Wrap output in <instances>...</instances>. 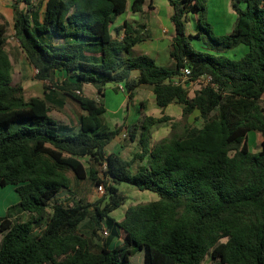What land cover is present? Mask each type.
<instances>
[{
	"label": "trees",
	"instance_id": "16d2710c",
	"mask_svg": "<svg viewBox=\"0 0 264 264\" xmlns=\"http://www.w3.org/2000/svg\"><path fill=\"white\" fill-rule=\"evenodd\" d=\"M6 1L14 33L0 14V187H16L20 203L10 213L18 208L30 219L0 218V264H134L140 253L143 264H204L208 258L264 264V0H234L236 22L224 36L203 23L209 0H169L172 67L134 56L146 33L128 21L118 26L130 11L142 16L153 10L147 0ZM190 17L197 24L193 33L186 27ZM10 39L37 70L36 80L78 104V128L52 117L48 98H26L24 86L14 82ZM194 41L213 51L196 50ZM240 46L248 49L241 58L225 54ZM185 67L198 87L193 96L174 82ZM57 73L64 79L55 80ZM203 76L211 82L197 83ZM110 84L124 86L128 104L137 89L149 86L159 108L179 105L182 118L145 116L125 135L139 152L131 160L108 154L124 130L102 128L101 100ZM86 86L97 99L84 96ZM195 113L199 127L189 122ZM166 123L171 133L153 145L154 127ZM252 132L262 136L255 153ZM85 181L103 185V199L77 196L64 205L62 195ZM123 184L158 200L129 207L116 221L113 213L127 201ZM86 221L94 224L89 236L79 231ZM105 230L107 239L98 238ZM115 239L122 242L110 247Z\"/></svg>",
	"mask_w": 264,
	"mask_h": 264
},
{
	"label": "rangeland",
	"instance_id": "374dc122",
	"mask_svg": "<svg viewBox=\"0 0 264 264\" xmlns=\"http://www.w3.org/2000/svg\"><path fill=\"white\" fill-rule=\"evenodd\" d=\"M153 0H147V5L151 3ZM234 0H209L206 8H207V20H203V23L210 24L213 28L214 33L217 36H224L231 32L233 29V26L236 22V14L234 13L232 9V4ZM154 5V4H153ZM131 8V4H130ZM154 8V7H153ZM159 12H164V8L159 5L158 7ZM151 12V11H149ZM148 12V13H149ZM148 18L145 15L140 16L139 14H135L133 12H128L126 15L122 16V20L119 23H122L123 21H128L133 24V26L138 30V23L141 24L142 22L148 24ZM5 24L8 27V34L11 35L12 33V21H7L4 19ZM196 22L193 19V17L190 18V22L186 24L187 31L190 33L194 32ZM154 30V29H153ZM152 32V31H151ZM144 36L150 37L151 33L145 32ZM156 32L153 31L152 37L155 38ZM148 37V38H149ZM149 38V41L151 42V39ZM147 42L146 44L143 43L141 45L137 46V50L134 52V56L138 55H153L151 53L152 49H154V43ZM193 46L196 50L200 51H213L211 50L206 44L200 41H194ZM243 49L247 48L245 46H240L237 49H234L233 51H229L228 53H225L227 56H229L232 59H239L243 56ZM8 51L12 55V58L15 62V75H14V82L16 84H21L25 88V95L26 98H32V97H39L43 96L44 93L47 91H51V93H55L61 96V98H55L57 101L56 103H59V106L64 103L63 107L55 106V109H59V111L65 115L67 118H69L73 124H75L79 118L80 115V108L73 102L69 101L61 92L57 91L53 88V86H50V83L46 82H40L36 80L35 74H34V68L27 62L24 55L21 53L19 44L13 40H9L8 45ZM156 57V55H154ZM158 58V57H156ZM171 64L166 65V67H169ZM139 73H134L133 77H137ZM65 76H63L61 73H57L54 76V79L57 81H61L64 79ZM50 87L48 90L47 87ZM118 85L116 84H110L106 86L105 90V98H104V105L107 110V114L104 116L106 122L109 124L110 128L113 129L115 124L122 120V117L125 115V112L127 110V107H129V112H131V116L133 113L136 112H143L144 116H152L155 118H160L165 114L164 110L159 108L155 103V98L153 95V89L149 86H143L138 89V93L135 96V99L130 102V104H127L128 99V93L121 92L116 89ZM124 88V86H123ZM85 94L87 97L92 98L90 96H96L95 89L90 86L86 88ZM198 90V87L196 85H193L190 89V95L193 96V93ZM124 91L125 88H124ZM84 94V96H86ZM58 97V96H57ZM145 103V107H147V110L141 108V102ZM262 106L264 107V99L261 102ZM179 106H174L170 108L168 113L165 116H168L175 120H180L182 118V114L180 113ZM111 118H110V117ZM113 120L111 121V119ZM196 118V117H195ZM194 116L190 118L191 122L194 123V127H199L200 123L195 120ZM106 130V127L104 128ZM128 131L126 130L125 133L121 134L120 137L117 139V141L112 142L107 147V153H115L120 155L124 160H131L134 155L139 152L140 147L139 145L132 143L128 138H124V135H126ZM171 133L170 123L161 124L155 127L153 134H152V144H158L162 139L169 136ZM249 147L251 152L255 153L259 149L260 143L262 141V136L257 133H250L249 134ZM86 168L89 170L90 168V162L88 160H83ZM139 166V163L138 165ZM136 166V167H137ZM136 170V168H133ZM70 177L73 179V174H70ZM101 177V176H100ZM122 195L126 198V204L121 209L117 210L113 213L114 218L121 219L127 209L132 206H136L139 204H145L152 201L158 200V196L151 193V192H141L137 190L136 188L123 184L119 187ZM105 195V188L104 193H101L98 190V186H95L91 184V181H85L79 185L75 184L73 186V192L71 193H64L61 197V202L64 205H69L70 203L76 202V197H82L87 198L90 202L94 203L98 200L103 199ZM94 230V224L91 221L84 222L80 227L79 231L89 236L92 231ZM107 231V230H105ZM109 232V231H108ZM108 236H105L104 233L100 232L98 235V238L102 240H106ZM136 260V259H135ZM134 260V261H135ZM135 264H138V261L135 262Z\"/></svg>",
	"mask_w": 264,
	"mask_h": 264
},
{
	"label": "crops",
	"instance_id": "0c3cea01",
	"mask_svg": "<svg viewBox=\"0 0 264 264\" xmlns=\"http://www.w3.org/2000/svg\"><path fill=\"white\" fill-rule=\"evenodd\" d=\"M151 2L154 4L153 5L154 9L151 10V12H149V13H147L145 15L148 18V20H147L148 24L144 23V22H142L141 24L138 23V31L139 30L141 32L142 31L143 32H148L149 31L151 33L150 37H152L153 31L156 32L155 38H150L148 36L151 39V42L149 41V38H148V40L146 42H144L145 44L147 42H150V43H154V45H155L154 49H152V51H151V53H153V55H151L150 57H152L156 61V63L158 65L166 67V65L171 64L169 67H172L173 66V61L171 60V57H170L171 44H172V39H173V36H174V28H173L172 21H171L172 8L170 6L169 0H153ZM159 5L162 6V8H164V12L163 11H161V13L159 12V10H158L159 9L158 8ZM0 14L7 21H10V19H11V21H12V30H13V27H14V11H13V8H12L11 4L8 1L0 0ZM121 20H122V17L119 18L118 22H120ZM120 25H122V23H118V26H120ZM141 25H145L146 28L145 29L140 28ZM195 31H197V26L196 25H195L194 32ZM13 33H14V30L12 31L11 35ZM139 45H141V44H139ZM136 50H137V46L133 49V55H134V52ZM233 50H231V51H233ZM242 51L244 52L243 53V56H244L248 52V49L247 50L243 49ZM154 55H156V57H158V58H156ZM12 61H13L14 65H15V62H14L13 58H12ZM34 74H35V76L37 74V70H35V69H34ZM192 86H193V83H191V82H189V83H187L185 85V87H186V89H187L189 94H190V89L192 88ZM87 87H90V86H86L85 87L83 94H85V92H86L85 90H87L86 89ZM116 89L127 94V92L124 91L123 85H118L116 87ZM135 93L136 94L138 93V89L136 90ZM59 94L60 93H58V94L54 93L53 94V93H51V91H49V92H47V94L45 92L43 96H39V98H42V99L48 98L51 101V106H52V109H53L52 110V117H54L58 121L59 120L63 121L66 125L70 126L71 128H74V129L78 128L79 119H80V116L82 115L81 109H80V115H79V118H78L77 122L75 124H73V122L69 118H67L65 115H63L59 111V109L57 110V109L54 108L55 106H59V103H56L57 101L55 100V98L56 99L57 98L58 99L61 98V96ZM85 97H87V95ZM90 97H92L91 99H97L96 96H94V97L90 96ZM104 98L101 100L102 103H104ZM67 99L69 101L75 103L71 99H69V98H67ZM142 103H143V101L141 102V108H142ZM75 104L78 106L77 103H75ZM126 105H128V101H127ZM144 106H145V104H144ZM174 106H179V105H175V104L174 105H170L168 108L164 109L165 114L163 116H165L168 113V111L170 110V108H172ZM179 108H180V111H181L180 113L182 114V107L179 106ZM145 110H147V107H145ZM106 114H107V110H106V113L104 114V116ZM104 116L102 117V122H103V124H102L103 127L102 128L106 127V130L107 129L111 130L109 124L106 122L107 119H105ZM163 116H161V117H163ZM199 116H200L199 113H195L194 118L195 117L197 118ZM143 117H145V116L143 115L142 111H140L139 113L136 112L135 114L133 113V115L131 116V112H129V107H127V110L125 112V115L122 117V120L117 122L115 124L114 128L116 126L124 125V130L121 133V134H123V133L126 132V130L128 131V128L131 125L137 124L138 121H140ZM112 120H113V118L111 119V121ZM189 122L192 124L191 120ZM154 129H155V127H154ZM154 129H153V131H154ZM152 134H153V132H152ZM120 135L114 141H117V139L120 137ZM135 144H137V142H135ZM19 203H20V196L17 193L15 186H8L6 188H1L0 187V218L8 217L13 222L29 220L30 219V215L27 214L26 212L22 211L21 209L16 208L10 213V208L14 207V206H17ZM123 217L121 219L115 218V220L116 221H121L123 219ZM36 233L39 234L40 230L36 229ZM120 235H121V237H123L122 233H120ZM1 237H2V235L0 234V241H1ZM121 242H122L121 239H115L110 244V247H115V246L119 245ZM135 259L136 260L134 261V264H135L136 261H138V264H143V256H142L141 253L138 254V256ZM204 264H213V262H212V260L210 258H208L205 261Z\"/></svg>",
	"mask_w": 264,
	"mask_h": 264
},
{
	"label": "built area",
	"instance_id": "2783aa9c",
	"mask_svg": "<svg viewBox=\"0 0 264 264\" xmlns=\"http://www.w3.org/2000/svg\"><path fill=\"white\" fill-rule=\"evenodd\" d=\"M191 74H192V71L190 68H188V67L183 68L181 70V75L175 78V80H174L175 84L185 86L187 83L191 82L190 81ZM211 80H212V78L210 76H203V77H201V79L199 81H197V83L202 84V85H207L211 82ZM124 138H125V135H124ZM98 190L101 193H104V186L99 185ZM104 234H105V236H109L108 231H105Z\"/></svg>",
	"mask_w": 264,
	"mask_h": 264
}]
</instances>
